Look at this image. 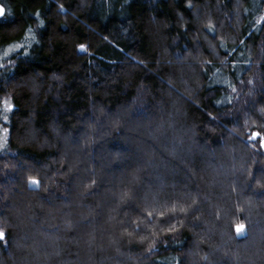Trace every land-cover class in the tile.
Wrapping results in <instances>:
<instances>
[{"label": "trees", "instance_id": "1", "mask_svg": "<svg viewBox=\"0 0 264 264\" xmlns=\"http://www.w3.org/2000/svg\"><path fill=\"white\" fill-rule=\"evenodd\" d=\"M2 2L0 264H264V0Z\"/></svg>", "mask_w": 264, "mask_h": 264}, {"label": "snow or ice", "instance_id": "2", "mask_svg": "<svg viewBox=\"0 0 264 264\" xmlns=\"http://www.w3.org/2000/svg\"><path fill=\"white\" fill-rule=\"evenodd\" d=\"M10 15V9H8L5 4L2 2V0H0V20L4 19L6 16H9ZM258 23L264 27V16H261L259 18V21ZM210 30H211V26H210ZM29 31H31V29H29ZM26 46L25 45H17L15 47V49H8V50H5L2 54V56H0V67H3V62L5 59L11 61V60H14V55H13V52H17V53H20L23 51V49L25 48ZM79 50L81 53H86L87 52V46L84 45V44H81L79 46ZM23 55L27 56L28 53L27 52H23ZM233 91H235V87L233 86ZM2 103V106H3V109L5 111V113H12L14 111V105L11 104V103H7V102H0ZM5 125L7 124V122L9 121V116L7 114H4L3 117H2ZM10 131L11 129L5 127V126H0V143H3L5 141V139L9 136L10 134ZM249 139L251 140H254V141H259L260 142V147L261 148H264V133H261V132H255V133H252L249 137ZM39 185H40V181L36 178H32L30 179L29 181V187L30 188H33L35 190H38L39 188ZM126 195V194H125ZM170 211L172 212H175L176 211V206L173 205L171 206L170 208ZM181 211H184V209H181ZM148 217H152L153 213L152 212H148L147 213ZM160 215V219L163 220L164 219V212L161 211L159 213ZM178 230V229H177ZM247 228H246V225L243 224V223H240V224H237L235 226V231L237 233V235H242L246 232ZM169 232L173 231V228H169L168 229ZM146 237L142 238V239H145ZM7 239V233L0 230V242L4 241ZM154 243L153 242V248H154ZM150 250H153L152 248H150ZM178 264V262H177Z\"/></svg>", "mask_w": 264, "mask_h": 264}, {"label": "rangeland", "instance_id": "3", "mask_svg": "<svg viewBox=\"0 0 264 264\" xmlns=\"http://www.w3.org/2000/svg\"><path fill=\"white\" fill-rule=\"evenodd\" d=\"M263 12H264V9H263ZM255 90H257V88H256ZM235 92H236L235 94H236V96L238 97V99H240L239 96L242 95V93H243V88H242V89H241V88H240V89L238 88V89L235 90ZM238 92H241V94H239ZM253 92H254V91H253ZM250 95H252V94H250ZM5 100H6V99H5ZM5 100L2 99V98H0V102H7V101H5ZM7 103H9V102H7ZM2 108H3L2 103H0V109H2ZM5 184H6L5 186H1V188H0V192H2L3 194H4V193H8V194H13V195H14V193H16V194L18 193V192H17V188H16V186L13 187V184H12V183H9V186H8V182H5ZM12 187H13V188H12ZM10 189H14V190L11 191ZM3 199H4L3 197H0V201H1V202L4 201V203L7 204V202L9 201V199H7V200L5 199L6 201L3 200ZM17 232L19 233V231H17ZM253 235H254V230H253ZM250 239H251V238H250Z\"/></svg>", "mask_w": 264, "mask_h": 264}]
</instances>
